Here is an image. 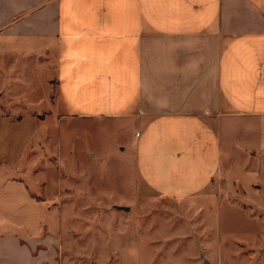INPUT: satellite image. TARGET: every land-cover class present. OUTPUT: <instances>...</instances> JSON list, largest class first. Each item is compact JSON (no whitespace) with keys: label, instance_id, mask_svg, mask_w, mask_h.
<instances>
[{"label":"crops","instance_id":"obj_1","mask_svg":"<svg viewBox=\"0 0 264 264\" xmlns=\"http://www.w3.org/2000/svg\"><path fill=\"white\" fill-rule=\"evenodd\" d=\"M54 84L60 127L108 122L118 139L104 152L83 144L81 131L80 149L62 153L78 170L50 171L42 190L14 169L0 173V264H70V252H108L101 224L83 247L72 233L74 210L102 208V193L88 200L79 185L75 206L63 191L68 177L92 175L88 153L130 163L127 190L136 183L143 195L196 200L216 242L233 213L260 237L249 243L264 239V0H0V104L12 111H0V142L33 139L38 93L49 98ZM14 102L30 110L18 117Z\"/></svg>","mask_w":264,"mask_h":264},{"label":"rangeland","instance_id":"obj_2","mask_svg":"<svg viewBox=\"0 0 264 264\" xmlns=\"http://www.w3.org/2000/svg\"><path fill=\"white\" fill-rule=\"evenodd\" d=\"M55 86L54 84L49 88L47 99L42 95L45 92L43 88L38 93V105L37 108L32 109L35 110L32 114L38 117L42 126L35 131L29 130V134L32 132L33 139L27 145H21L18 148H16L17 143L9 146L0 142V173L14 169L20 180L27 183L30 188L39 186L40 190L44 186L43 177L48 180L47 173L50 171L71 169L73 173L78 170L76 157L72 158L68 168V165L65 167L66 161L62 153L66 148L64 146L68 148L70 146L73 153L80 149L81 131L83 144L87 143L84 140L87 139L88 143L103 151L111 150L110 139L113 141L118 139L114 134L115 129L108 122L99 121L94 124L90 122L83 125V129L80 130V122L75 119L68 121L70 124L63 123L60 127L58 124L64 119V108ZM47 102L53 104L54 110L46 107ZM5 103V101L1 102L0 111L5 114L12 113L10 109L3 106ZM13 104L12 107L20 113L16 114L18 117L30 110L26 109L24 103L14 102ZM85 132L89 135L86 136ZM22 133L26 136L27 129H19L17 132L18 135H23ZM110 135L113 136L110 138ZM8 147L9 153L6 156L1 155V153L5 154L4 150ZM13 148L16 149L13 150ZM19 154V158L12 161ZM90 156L91 154L88 153L87 164L92 175L84 180L77 176L68 177L72 187L67 186L63 191H71L75 206L82 198L76 192L79 185L84 187L83 191L86 190L88 200H92L93 192L102 193L100 194L102 208L98 209L94 204H90L84 209L77 207L74 210L76 211L74 220L77 225L72 233L77 243L83 247L87 243L86 237L96 235H93L95 223L101 224L105 234L103 237H107V240L101 243L108 252L102 249L100 253V246H97L99 253L93 252L92 257L70 252V264H264V239L249 243L260 240V237L251 234L250 231L254 232V227H240L243 221L239 214L231 215L234 224L228 226L229 233L224 236V242H216L212 240L213 228L208 223L206 214L202 209L196 210V206L193 205L197 204L196 200L179 202L168 197H161L152 191L143 195L137 191L139 188L136 187V183L134 186L129 184L131 186L127 190L124 181L131 182L130 177L136 178L135 172L128 169L130 163L116 159L94 162L91 161L93 159ZM123 168L125 170H122ZM35 176L39 179H34ZM115 197L118 201L111 203ZM132 200L134 204H127ZM80 228L82 230H79ZM215 237L217 239L218 236ZM91 245L95 249V244Z\"/></svg>","mask_w":264,"mask_h":264}]
</instances>
